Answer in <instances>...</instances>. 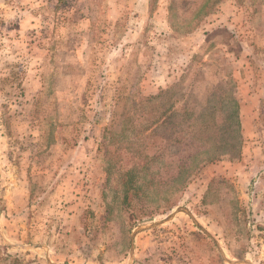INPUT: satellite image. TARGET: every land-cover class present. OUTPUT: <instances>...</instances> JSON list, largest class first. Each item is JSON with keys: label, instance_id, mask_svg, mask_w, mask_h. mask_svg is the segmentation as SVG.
<instances>
[{"label": "rangeland", "instance_id": "1", "mask_svg": "<svg viewBox=\"0 0 264 264\" xmlns=\"http://www.w3.org/2000/svg\"><path fill=\"white\" fill-rule=\"evenodd\" d=\"M0 264H264V0H0Z\"/></svg>", "mask_w": 264, "mask_h": 264}, {"label": "trees", "instance_id": "2", "mask_svg": "<svg viewBox=\"0 0 264 264\" xmlns=\"http://www.w3.org/2000/svg\"><path fill=\"white\" fill-rule=\"evenodd\" d=\"M232 102L234 103L233 113H234V125L236 126V129L235 128L234 129H231L232 127H235V126H233V124L230 123L229 132L233 135L234 132H238L239 133L241 131V127H240V119H239V102L235 98L232 99ZM150 130H153L152 127L150 128ZM151 160H154V158H152ZM140 167L142 168L143 166H140ZM146 168L149 169V164H146ZM130 172H132L134 174L131 177V179H130V182L131 183H133L135 181L134 180V177L136 178V181H137V177H140L141 176V175L139 176L138 174H140V173L139 172H136V170H134V169H133V171L130 170ZM153 180H154V178H153ZM153 182H152V184H153ZM148 183H149V181H148Z\"/></svg>", "mask_w": 264, "mask_h": 264}]
</instances>
